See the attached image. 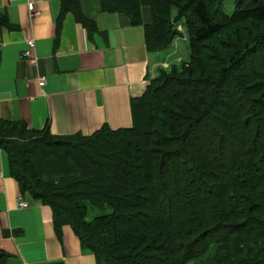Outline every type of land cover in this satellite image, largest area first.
Returning a JSON list of instances; mask_svg holds the SVG:
<instances>
[{
  "label": "trees",
  "instance_id": "1",
  "mask_svg": "<svg viewBox=\"0 0 264 264\" xmlns=\"http://www.w3.org/2000/svg\"><path fill=\"white\" fill-rule=\"evenodd\" d=\"M100 1L144 25L151 52L169 49L186 17L189 66L160 71L129 127L59 137L0 117L21 194L100 264H264V0L235 1L231 14L225 0ZM60 3L58 25L71 12L96 27L81 0ZM90 206L111 211L88 219ZM0 264H11L1 248Z\"/></svg>",
  "mask_w": 264,
  "mask_h": 264
},
{
  "label": "crops",
  "instance_id": "2",
  "mask_svg": "<svg viewBox=\"0 0 264 264\" xmlns=\"http://www.w3.org/2000/svg\"><path fill=\"white\" fill-rule=\"evenodd\" d=\"M0 0L9 24L0 29V117L48 128L55 136L89 135L109 125L133 124L132 101L143 95L168 51L151 52L144 25L124 13L107 12L100 0H81L89 30L67 13L58 25L60 0ZM144 23L152 19L143 9ZM35 41V61L22 57ZM44 76L45 84H40ZM20 196L29 203L20 207ZM0 248L11 264H100L84 249L71 225L56 227L52 208L22 195L9 153L0 146Z\"/></svg>",
  "mask_w": 264,
  "mask_h": 264
},
{
  "label": "rangeland",
  "instance_id": "3",
  "mask_svg": "<svg viewBox=\"0 0 264 264\" xmlns=\"http://www.w3.org/2000/svg\"><path fill=\"white\" fill-rule=\"evenodd\" d=\"M235 1H239V0L224 1V10L226 11V13L231 14L234 11ZM177 14H178L177 11H174L173 17H175ZM174 29L175 31H177V35L174 38L172 46L169 49L165 50L168 51L169 54L165 56V60L162 61V64L159 65L158 70L154 73V76L149 79L148 84L153 79L159 76L160 71H165L169 73L172 71L173 66H176V68H178L181 71L182 67H184L185 65L187 66L189 64L191 52L189 51L190 34H189V26H188L187 18L186 17L180 18V20L176 22ZM228 31H232V29L229 28ZM253 63L256 66H259L260 64L256 61L255 56L253 58ZM110 211L111 208L108 206H106L105 208L90 206L88 219H93L96 215L108 213Z\"/></svg>",
  "mask_w": 264,
  "mask_h": 264
},
{
  "label": "built area",
  "instance_id": "4",
  "mask_svg": "<svg viewBox=\"0 0 264 264\" xmlns=\"http://www.w3.org/2000/svg\"><path fill=\"white\" fill-rule=\"evenodd\" d=\"M27 1V6L30 12L33 15H37L40 12L35 10V0H26ZM34 50H35V41L33 39H30L27 41V47L25 50L22 52V57L27 59L29 62H34L35 61V56H34ZM45 77L42 76L40 78V84L44 85L45 84ZM20 201H19V206L20 207H27L29 206V203L24 200L22 196H20Z\"/></svg>",
  "mask_w": 264,
  "mask_h": 264
}]
</instances>
